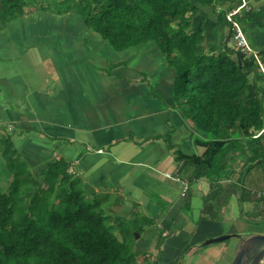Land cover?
<instances>
[{"label": "crops", "instance_id": "obj_1", "mask_svg": "<svg viewBox=\"0 0 264 264\" xmlns=\"http://www.w3.org/2000/svg\"><path fill=\"white\" fill-rule=\"evenodd\" d=\"M238 1L198 2L189 15V32L203 35L207 53L236 50L226 13ZM247 1L253 9L242 23L261 57L264 0ZM176 78L156 42L116 51L79 14L32 8L0 27V137L14 142L41 183L51 162L74 164L88 199L108 207L112 224L142 210L153 221L136 238L137 251L151 256L145 264H181L185 254L187 264H231L237 235L264 234V199L239 201L246 185L264 189V177L251 166L217 187L206 178L190 181L193 168L183 177L178 151L201 154L202 148L175 101ZM4 150L0 143V187L6 188ZM233 200L240 216L228 220ZM226 234L237 239L234 245L205 244Z\"/></svg>", "mask_w": 264, "mask_h": 264}, {"label": "trees", "instance_id": "obj_2", "mask_svg": "<svg viewBox=\"0 0 264 264\" xmlns=\"http://www.w3.org/2000/svg\"><path fill=\"white\" fill-rule=\"evenodd\" d=\"M215 1L219 0H0V27L35 8L79 14L116 51L156 42L177 70L175 101L202 148L201 154L178 151L183 177L193 168L190 181L206 178L217 187L239 167L251 166L250 172L264 177V73L254 57L240 51L207 53L203 35L189 32V15L197 3ZM260 58L264 65V53ZM0 143L11 176L9 186L0 187V264L150 260L137 251L135 234L126 222L112 224L102 202L88 199L81 180L69 172V163L48 164L41 183L10 138L0 137ZM245 187L240 202L251 195L264 199L257 194L264 189Z\"/></svg>", "mask_w": 264, "mask_h": 264}, {"label": "built area", "instance_id": "obj_3", "mask_svg": "<svg viewBox=\"0 0 264 264\" xmlns=\"http://www.w3.org/2000/svg\"><path fill=\"white\" fill-rule=\"evenodd\" d=\"M253 9L252 5L247 0H239L234 6H232L226 13V20L229 23L235 48L237 51L245 54L247 57H254L260 64L261 71L264 73V65L261 62L259 53L252 47L249 42L244 26L242 23V16L245 13L250 12ZM99 152L102 150H98ZM59 156H56V159L59 160ZM69 172L78 175V170L75 168V165H70ZM258 197H264V191L257 193Z\"/></svg>", "mask_w": 264, "mask_h": 264}, {"label": "water", "instance_id": "obj_4", "mask_svg": "<svg viewBox=\"0 0 264 264\" xmlns=\"http://www.w3.org/2000/svg\"><path fill=\"white\" fill-rule=\"evenodd\" d=\"M140 235L137 233L136 238ZM234 235H222L208 239L205 244L224 242ZM241 241L231 264H264V234L237 235Z\"/></svg>", "mask_w": 264, "mask_h": 264}, {"label": "rangeland", "instance_id": "obj_5", "mask_svg": "<svg viewBox=\"0 0 264 264\" xmlns=\"http://www.w3.org/2000/svg\"><path fill=\"white\" fill-rule=\"evenodd\" d=\"M1 134V133H0ZM166 175V173H165ZM171 176V175H170ZM174 179H176V177H173ZM105 211H106V214H107V217H109L110 215V212H109V209L108 207H105ZM226 212V216H228V220L230 218H232V216H240V212H239V206L237 204L236 201H232L229 203L228 207L226 208L225 210ZM258 218V217H257ZM227 220V222H228ZM250 220V219H249ZM122 221L126 222V225H129L131 231L133 234H135V237H136V234H142L143 236V233L140 232L142 227L143 226H147V227H150L152 224H153V221L152 220H149L146 218L145 214L143 213V211L141 210L140 214H137L136 216L135 215H131V216H128L127 218L125 219H122ZM252 222H247L248 224H252V225H255V226H260L261 225V219H252L250 220ZM263 222H264V219H263ZM264 224V223H263ZM261 228V227H260ZM140 232V233H139ZM163 234V233H162ZM228 235V234H226ZM166 235H164L165 237ZM163 238V236L161 235V239ZM167 238V237H166ZM237 239L235 237H232L226 241H224L225 243H228L229 245H234L236 243ZM218 243H221V242H218ZM209 245H214V243L212 244H209ZM208 245H206L205 247H207ZM205 247H202V248H205ZM200 248V250L202 249ZM137 249V247H136ZM152 253V252H151ZM154 253V260H155V257L157 256V252H153ZM150 256V255H149ZM151 257V256H150ZM144 259V258H143ZM161 258H159L160 260ZM189 254H185L184 255V258H182L181 260V264H187L189 262ZM194 262V261H193ZM196 263H203L202 260H197ZM145 264V262H144ZM161 264V262L159 263Z\"/></svg>", "mask_w": 264, "mask_h": 264}]
</instances>
